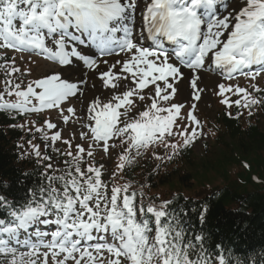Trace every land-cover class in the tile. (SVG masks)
I'll use <instances>...</instances> for the list:
<instances>
[{
  "label": "snow or ice",
  "instance_id": "obj_1",
  "mask_svg": "<svg viewBox=\"0 0 264 264\" xmlns=\"http://www.w3.org/2000/svg\"><path fill=\"white\" fill-rule=\"evenodd\" d=\"M0 50V113L16 121L55 111L76 125L68 138L51 118L10 125L40 134L22 155H34L43 171L21 199L0 194V264H249L193 232L172 207L178 197H150L147 185L137 189L122 174L144 156L171 161L206 135L192 111L178 119L184 104L173 101L185 78L196 100L202 70L247 78L250 89L218 83L220 97H238L221 102L249 116L264 107L256 83L264 76V0H0ZM9 50L63 71L26 80L31 68L16 66ZM113 152L114 169L96 160ZM207 213L204 206L201 223ZM252 264H264V252Z\"/></svg>",
  "mask_w": 264,
  "mask_h": 264
},
{
  "label": "trees",
  "instance_id": "obj_2",
  "mask_svg": "<svg viewBox=\"0 0 264 264\" xmlns=\"http://www.w3.org/2000/svg\"><path fill=\"white\" fill-rule=\"evenodd\" d=\"M2 71L0 69V74ZM254 110L244 123L241 117L236 118L238 111L218 120L224 132L218 136L216 146L221 148L222 155L199 162V165L204 176H215L222 186L207 194L203 190L202 196L195 199L174 191L177 188L191 191L192 187L200 185V182H192L194 177L182 169L192 163L190 148L171 160L169 167H152L138 160L122 174L124 180H132L137 189L141 184L147 185L144 191L150 197H178L172 207L178 213L181 210L186 213L185 222L193 232L203 230L210 243L222 241L240 259L247 256L249 264L264 252V131L259 127V120H264V107ZM20 121L0 113V194L16 200L41 181L40 172L43 171L34 155H22L25 150L31 152L26 141L38 134L10 127ZM20 144H24L25 149L18 147ZM230 169H236L232 176ZM167 186L173 193L159 194ZM204 206L208 207V213L201 223L199 212Z\"/></svg>",
  "mask_w": 264,
  "mask_h": 264
},
{
  "label": "rangeland",
  "instance_id": "obj_3",
  "mask_svg": "<svg viewBox=\"0 0 264 264\" xmlns=\"http://www.w3.org/2000/svg\"><path fill=\"white\" fill-rule=\"evenodd\" d=\"M223 11V9L221 10ZM3 51V50H2ZM8 57H12L15 56L17 58L16 60V66L20 67L22 70L27 69V68H31V75L25 77L24 79H34V78H39L45 74H47L48 72L51 71H62V68H60L58 65L56 64H51L48 63L47 61H45L42 58L39 57H32V60L34 61V63H25V60L27 59V57L25 56V59L22 60L20 59L21 55H17L16 53H13L11 50L8 51ZM18 75V74H17ZM204 78V77H202ZM218 78H220L219 76H216V74H213L212 76H210L209 78H205L203 80L201 89H203V91L201 92V98L200 100H196L195 98H188L185 100H180L178 99V97L176 96L175 100L173 102H180L184 104V108L181 109V114L180 117H178V119L180 120H184V118L186 117L187 113L189 111H192L194 115H196V117L201 121V124L204 128V131L206 133V135L200 139H198L196 141L195 146L193 147V151H192V163L189 167H185L183 170L186 172H189L192 177H194V179L192 180V182H200V185L198 184L197 186L192 187L191 191L190 190H185V189H180L177 192L183 194L185 197H192V198H196L195 196L201 195V192L204 190V194L207 192H210L212 190H214V188H219L222 186V183L220 180H217V178L213 175H206L204 176L203 173L200 170V165L199 162H205L208 159H213L216 155L220 156L222 155V150L221 148L218 147H214V145H211L210 148H212V150L210 151V153L207 155V151L205 152L203 150V148L200 145V143L202 141H206L207 139H209V128L208 125L209 123H206V119L208 118V120H215V118L217 117V115L220 114L219 111H221L222 107V99L223 98H227L230 101L231 100H235L238 97L234 96L233 99H230L231 94H225V97H220L217 92H218V88H217V84H214L215 80H218ZM5 79V73L2 72V74L0 75V90H2V81ZM221 82L219 83H225L227 84H232V85H239L241 87H245L247 88L248 85H250V82L247 78L244 77H236L234 80L231 81H224L223 78H220ZM257 82H260L261 84L264 83V76L259 77L257 79ZM210 85H212L210 87ZM152 92V86L150 85L148 89L144 90V93L146 95H150ZM111 93L106 94L104 97L107 98ZM89 96L92 95L91 92L88 93ZM195 104L196 107L195 109H192V105ZM139 110L142 109L143 110V106H144V102H139ZM235 106V105H233ZM232 106V107H233ZM76 107L79 110V105L77 104ZM221 107V108H220ZM227 108L226 105H224V109L223 111H225ZM121 111H123V109H121ZM134 114H137V109H134ZM203 112V115H200L199 113ZM199 114V116H198ZM202 114V113H201ZM34 119H42L41 122L42 123L44 119L46 118H51L53 120V122L58 123L59 128L62 130V136L64 138H68L73 130L76 128V125L72 124V122L70 121L68 125L63 124V122L59 119V117L57 116V113L55 111H49V112H45L42 116L41 115H35L32 116ZM138 118V115H137ZM25 121V120H24ZM188 123H190V121H186ZM194 126V125H193ZM259 127L262 131H264V120L260 119L259 120ZM55 131V130H52ZM34 143H42L39 139H36L33 141ZM80 142V141H77ZM212 141L209 140L207 141V144H210ZM57 146L59 148H61V150H63L65 148V146L61 143V142H57ZM86 146V145H85ZM162 147V146H159ZM158 147V148H159ZM164 150V148H162ZM44 149L42 148V151ZM50 153L51 151L48 150ZM117 151H119V149H117ZM165 151V150H164ZM51 155H53L55 157V153H51ZM97 159L99 162L101 163H105L109 168H112L110 164H114V159L108 160L106 157H103V154H98ZM113 157V156H112ZM146 157V156H145ZM59 159H63V158H59ZM116 166V165H115ZM114 168V167H113ZM236 169L233 170H229L230 176H232V174L234 173ZM240 170V169H238ZM200 175H203L204 177H201ZM197 177V178H196ZM175 180V179H174ZM168 186L161 189L160 191H162L161 195L164 194V192L166 193H172L171 191L169 192L167 190ZM200 189V190H199ZM160 196V195H159ZM164 198V196H163Z\"/></svg>",
  "mask_w": 264,
  "mask_h": 264
},
{
  "label": "bare ground",
  "instance_id": "obj_4",
  "mask_svg": "<svg viewBox=\"0 0 264 264\" xmlns=\"http://www.w3.org/2000/svg\"><path fill=\"white\" fill-rule=\"evenodd\" d=\"M187 72H188V70L185 69L184 70L185 76H189V73H187ZM76 75L80 76L81 73H77ZM203 76H204V78H201V80L198 82V87L199 88H201L200 86H202L203 80L205 78H209L211 76V72L203 70ZM216 83H218V80L214 81V84H216ZM211 86L212 85H210V87ZM97 87H99V82H97ZM177 87H178V94H177L178 99L185 100V99H188V98H194V90L191 89L189 80L187 78L183 79L177 85ZM101 93H103V94L110 93V90L100 89V92H97L96 94L100 95ZM200 95H201V93H200Z\"/></svg>",
  "mask_w": 264,
  "mask_h": 264
}]
</instances>
